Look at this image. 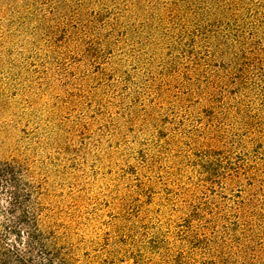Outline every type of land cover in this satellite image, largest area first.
<instances>
[{
  "label": "rangeland",
  "instance_id": "obj_1",
  "mask_svg": "<svg viewBox=\"0 0 264 264\" xmlns=\"http://www.w3.org/2000/svg\"><path fill=\"white\" fill-rule=\"evenodd\" d=\"M0 159L75 264H264V0H0Z\"/></svg>",
  "mask_w": 264,
  "mask_h": 264
},
{
  "label": "trees",
  "instance_id": "obj_2",
  "mask_svg": "<svg viewBox=\"0 0 264 264\" xmlns=\"http://www.w3.org/2000/svg\"><path fill=\"white\" fill-rule=\"evenodd\" d=\"M36 186L23 163L0 159V234L16 236L13 256L6 264H75L57 236L46 235L49 231L36 205ZM20 245L22 252L17 249Z\"/></svg>",
  "mask_w": 264,
  "mask_h": 264
}]
</instances>
